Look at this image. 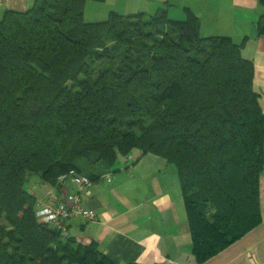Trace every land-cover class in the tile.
Wrapping results in <instances>:
<instances>
[{"label": "trees", "instance_id": "16d2710c", "mask_svg": "<svg viewBox=\"0 0 264 264\" xmlns=\"http://www.w3.org/2000/svg\"><path fill=\"white\" fill-rule=\"evenodd\" d=\"M89 1L104 0L0 12V264H113L97 244L41 222L27 184L96 182L98 166L110 171L137 150L175 166L192 255L205 264L263 223L255 64L232 38L203 37L192 13L89 23Z\"/></svg>", "mask_w": 264, "mask_h": 264}, {"label": "crops", "instance_id": "0c3cea01", "mask_svg": "<svg viewBox=\"0 0 264 264\" xmlns=\"http://www.w3.org/2000/svg\"><path fill=\"white\" fill-rule=\"evenodd\" d=\"M36 0H0V12L27 11ZM166 10L169 18L185 20L189 13L200 21L201 35L230 37L243 45V55L255 64L254 89L264 111V37L257 34L264 0H104L89 1L85 19L104 22L111 12L125 16ZM83 196L93 220L73 218L70 236L88 246L97 244L113 264H197L192 255V235L174 165L154 155L134 151L119 159ZM110 176V178H109ZM30 191L38 200L53 193L60 201L75 192L72 178L53 188L39 176ZM263 223L241 241L205 264H264V174L261 178Z\"/></svg>", "mask_w": 264, "mask_h": 264}, {"label": "built area", "instance_id": "2783aa9c", "mask_svg": "<svg viewBox=\"0 0 264 264\" xmlns=\"http://www.w3.org/2000/svg\"><path fill=\"white\" fill-rule=\"evenodd\" d=\"M68 178L70 177L64 176L61 180L65 182ZM71 178L75 185V192L65 202L60 201L53 193L49 194L48 201H38V218L41 222L54 226L64 239L70 236L69 221L71 219L93 220L95 218V212L86 208L83 202V196L89 192L95 181L84 175L71 176Z\"/></svg>", "mask_w": 264, "mask_h": 264}, {"label": "rangeland", "instance_id": "374dc122", "mask_svg": "<svg viewBox=\"0 0 264 264\" xmlns=\"http://www.w3.org/2000/svg\"><path fill=\"white\" fill-rule=\"evenodd\" d=\"M83 164H85V163L82 162V165H83ZM83 166H85V165H83ZM31 186H32V183H31V182L28 183V184H27V189L31 188ZM0 221H1L2 224H5V225H6V222H5V219H4V218L0 217Z\"/></svg>", "mask_w": 264, "mask_h": 264}]
</instances>
